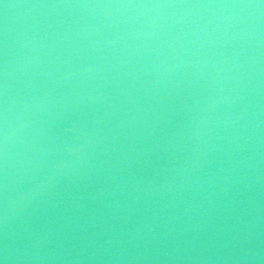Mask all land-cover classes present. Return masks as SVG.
Returning <instances> with one entry per match:
<instances>
[{
    "label": "water",
    "instance_id": "1",
    "mask_svg": "<svg viewBox=\"0 0 264 264\" xmlns=\"http://www.w3.org/2000/svg\"><path fill=\"white\" fill-rule=\"evenodd\" d=\"M0 260L264 264V4L0 0Z\"/></svg>",
    "mask_w": 264,
    "mask_h": 264
},
{
    "label": "clouds",
    "instance_id": "2",
    "mask_svg": "<svg viewBox=\"0 0 264 264\" xmlns=\"http://www.w3.org/2000/svg\"><path fill=\"white\" fill-rule=\"evenodd\" d=\"M5 75H6V73H5ZM6 142H7V136H6V134H5V144H6ZM5 156H6V153H5ZM7 186L5 185V188H6ZM7 257H5V259H6ZM0 264H5V261L4 260H0Z\"/></svg>",
    "mask_w": 264,
    "mask_h": 264
},
{
    "label": "snow or ice",
    "instance_id": "3",
    "mask_svg": "<svg viewBox=\"0 0 264 264\" xmlns=\"http://www.w3.org/2000/svg\"><path fill=\"white\" fill-rule=\"evenodd\" d=\"M260 2H261L262 4H264V0H260Z\"/></svg>",
    "mask_w": 264,
    "mask_h": 264
}]
</instances>
